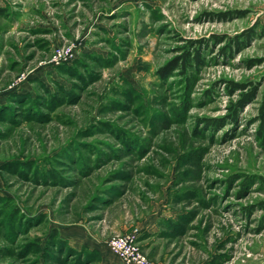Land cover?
Here are the masks:
<instances>
[{
    "label": "rangeland",
    "instance_id": "obj_1",
    "mask_svg": "<svg viewBox=\"0 0 264 264\" xmlns=\"http://www.w3.org/2000/svg\"><path fill=\"white\" fill-rule=\"evenodd\" d=\"M0 3V264H264V0Z\"/></svg>",
    "mask_w": 264,
    "mask_h": 264
},
{
    "label": "trees",
    "instance_id": "obj_2",
    "mask_svg": "<svg viewBox=\"0 0 264 264\" xmlns=\"http://www.w3.org/2000/svg\"><path fill=\"white\" fill-rule=\"evenodd\" d=\"M6 7H0V17H6L7 16V11H6ZM197 46H200V42L198 41ZM192 54V52L187 51H183L180 55L176 56L173 60H171L168 65L166 67H164L163 69L160 70L161 74L163 75V77H168L170 76V74L175 71V70H185L188 67H191L193 64H195L196 62H200L201 58H200V51H199V47H197L196 49H194L193 51V56L191 57L190 55ZM61 66V65H60ZM245 84L243 83H230L228 85V89H234V90H242L244 89ZM257 90V86L254 85L253 87H251V89L249 90V93L251 96H253L256 93ZM14 94V93H13ZM15 96L22 98L21 96H26V94H20L19 92H16L14 94ZM26 98L28 99L29 96H26ZM258 118L260 120V125L258 128V133L259 135L263 138L264 137V97L261 101V104L258 108ZM179 216L177 217V219H173V218H168L166 219H162L163 221H165L164 223H166V227L168 229H170L171 231L175 230L178 226L177 221L179 220ZM164 234V233H163ZM61 242H64L61 240ZM55 245L57 248H60L61 244L60 243H55L53 244ZM63 249H66L67 252H76L75 254L79 253V255H83L85 256L87 263H90L91 259H93V256L95 254V251L90 250V251H86L87 248H82L80 250H76L72 247H70L69 245L66 244V242L62 245ZM85 252V253H84ZM93 255V256H92ZM92 256V257H90Z\"/></svg>",
    "mask_w": 264,
    "mask_h": 264
},
{
    "label": "built area",
    "instance_id": "obj_3",
    "mask_svg": "<svg viewBox=\"0 0 264 264\" xmlns=\"http://www.w3.org/2000/svg\"><path fill=\"white\" fill-rule=\"evenodd\" d=\"M72 56V48L69 47L53 54L51 61L54 64H58ZM137 238L138 234L136 232L116 235L107 241V246L124 264H157L138 249L136 246Z\"/></svg>",
    "mask_w": 264,
    "mask_h": 264
},
{
    "label": "crops",
    "instance_id": "obj_4",
    "mask_svg": "<svg viewBox=\"0 0 264 264\" xmlns=\"http://www.w3.org/2000/svg\"><path fill=\"white\" fill-rule=\"evenodd\" d=\"M0 7H5V3H0ZM47 31V30H46ZM158 226V225H157ZM155 223L152 222H148L145 226L141 227L140 229V233L138 234V240H145L146 238H150V237H154V236H158L160 235L161 231L160 228H158ZM88 244V243H87ZM86 244V245H87ZM90 248H92V246L89 245ZM99 248V247H98ZM101 250V249H100ZM107 250L109 251L110 249L107 248ZM115 255V254H114ZM118 261V264H124L118 256H116Z\"/></svg>",
    "mask_w": 264,
    "mask_h": 264
}]
</instances>
